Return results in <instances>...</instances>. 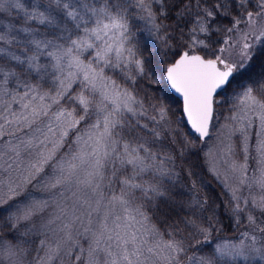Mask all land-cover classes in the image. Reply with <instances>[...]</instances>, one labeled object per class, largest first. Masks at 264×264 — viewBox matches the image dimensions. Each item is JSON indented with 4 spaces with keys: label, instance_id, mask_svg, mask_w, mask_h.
Returning <instances> with one entry per match:
<instances>
[{
    "label": "snow or ice",
    "instance_id": "1",
    "mask_svg": "<svg viewBox=\"0 0 264 264\" xmlns=\"http://www.w3.org/2000/svg\"><path fill=\"white\" fill-rule=\"evenodd\" d=\"M12 10L19 26L10 21L0 30V42L8 45L0 46V96L29 111L31 120L21 117L29 129L49 117L53 105L57 110L46 130L36 128L39 136L9 145L19 161L17 178L11 177V157L0 152V177H8L0 179V264H22L28 249L11 241L34 233L45 236L37 249L44 255L35 264H63L64 256L69 264L73 256L81 261L84 249L74 255L78 241L61 219H67L64 209L44 219L53 207L49 201L66 198L70 190L91 193L83 203H94L98 214L93 224L92 211L86 213L84 231L91 236L83 264H184V257L189 264H264V195L244 198L243 206L238 195L245 185L264 192V0H0V15L12 16ZM170 92L182 98L177 110ZM62 100L74 107L60 106ZM221 101L242 113L237 131L243 161L235 147L227 149L230 171L239 176L230 211L237 226L247 213L248 227L240 235L250 242L213 247L216 209L207 226L194 218L209 210L207 200L193 198L187 211L181 205L183 218L170 215L176 201L166 184L176 154L163 141L172 137L183 158L195 143L181 136V124L204 140ZM149 110L151 125L141 122ZM249 113L258 121L254 129ZM250 159L259 175L249 180L244 174ZM29 185L47 197L33 198ZM48 233L63 235L52 246ZM205 247L207 255H188L190 248Z\"/></svg>",
    "mask_w": 264,
    "mask_h": 264
},
{
    "label": "rangeland",
    "instance_id": "2",
    "mask_svg": "<svg viewBox=\"0 0 264 264\" xmlns=\"http://www.w3.org/2000/svg\"><path fill=\"white\" fill-rule=\"evenodd\" d=\"M27 2V0H26ZM12 16H7L6 14L0 15V19L3 20V24H0V30H4V25L9 23L10 21L17 23L18 20L15 17V10H12ZM141 26L144 28L143 22H140ZM35 26V25H34ZM41 31H43V27L41 26ZM23 34H21L22 38ZM236 39H239V36L237 35L235 37ZM0 46L8 47V45L3 44V42H0ZM16 51H19V49H15ZM43 60V58H42ZM111 74V73H109ZM14 86V82L10 87ZM73 87H77L74 85ZM22 93V89L19 90ZM175 98V97H174ZM27 102V101H25ZM45 103H50V101H45ZM224 105H222L221 109H217L214 113V119L211 123L210 127V134L206 138L204 142L199 141L191 132V134L194 136L195 141L198 144V147L200 148L202 155H203V161L204 166L206 168V171L209 175H211L216 182H218L221 187L228 193L229 198H231L232 195V189L236 188L238 186V175H233L230 171V162L233 159V157L228 153L227 149L229 146H233L237 150V157L241 162L243 161V154L239 153V144L241 140V133L237 131V129L242 127L241 122L239 121V116L242 115L240 112H233L231 109V102H223ZM62 107L69 108L74 107V105H70L66 101H61ZM57 110V106L53 105L52 108L49 111V117H40L35 121V123L32 124L31 129L28 128L27 123L21 119L22 116L27 115L29 116V119L31 120L32 117L30 116L29 111L24 110L21 107V103L17 101H13L11 96H0V125H3V128L0 129V152L7 153V155L4 157V159H8L9 163L13 164V170L11 172V177L13 179L17 178L19 175V172L16 171V165L19 163V161H16L15 154L8 151L9 145H15L18 144L20 140L28 139L32 136H39V132H36V128H41L46 130V125L49 123V120L52 119V113H54ZM154 115V113L151 112V110L148 111L147 115L145 117H142L141 120H145V123H148L151 125L153 122L150 119V117ZM232 115H237L238 119L233 121L229 119ZM250 116H252L254 120L253 129L258 124V121H255V116L252 113H249ZM7 121V123H6ZM42 121V122H41ZM142 122V121H141ZM246 123V121L244 122ZM253 129H249V132H252ZM189 130V129H188ZM43 139V137H40ZM252 143V141H250ZM154 150H157V146L154 147ZM62 152L67 151V149H62ZM251 155L255 156V150L254 147L251 149ZM21 159L24 163H27L28 156L25 152H21ZM13 161H16V163H13ZM2 163V162H0ZM20 167H23V164H20ZM169 168H172V165L168 166ZM256 164L254 160H249V168L247 172L244 174L246 178L249 180L256 175H259L258 172L255 171ZM47 171H51L48 169ZM177 177L176 172L174 171L173 177L174 179ZM7 174H5L3 177H0V179H7ZM28 190L32 192L33 198L35 199H43L47 197V194L40 189L39 187L33 188L31 185L28 186ZM75 190H70L64 193V197H56L49 202L53 204V207L49 208L44 213V219L46 220L48 216L51 215H59L60 209L63 208L67 219L64 217H61V219L64 221V223L70 224V231L73 234V237L76 241H78L77 247L73 248L72 251L74 255L80 254V248L84 249V255L82 256L81 261H75L74 256L71 258L72 264H83V261L86 260V253L87 249L90 243V233H86L84 229L88 227V221L89 217L86 215L88 211H92L93 208H95V204H92V207L89 208V205L87 203H83L89 196H91V193H80L76 192L74 195L73 192ZM242 198L240 200L241 205H244V198H250L251 196H255L257 199L261 195H264V192L261 191V189L257 186H253L251 189H249L246 185L242 186L240 189V192L238 193ZM78 201L80 203H78ZM58 202V206L57 205ZM236 203L235 201H233ZM83 204V207L80 206V204ZM103 213L101 212L100 215ZM97 212L92 211L91 220L93 224H95L97 219ZM75 217H80L81 219H75ZM264 219V218H262ZM41 219L38 218L36 223L39 225L41 223ZM57 223H60L57 221ZM139 227V225H137ZM23 229H21L22 231ZM77 233H80V235H77ZM49 237V242L52 246H55L57 241L62 237L63 233H59L57 235H53L52 233L47 234ZM45 236L41 233H34L30 234L28 236L19 237V239H14L11 242L13 244H18L20 241H23L22 247L28 249L27 254L23 255L20 259L22 260V264H35V260L37 256H43V251H37V249L40 247V240L44 239ZM6 239H11L10 237H7ZM159 239V237H157ZM164 239V238H163ZM166 240V239H164ZM241 240H243L245 243H249L250 241L248 238L243 237ZM239 241H219L217 243H231V244H239L241 242ZM216 244V243H215ZM214 244V245H215ZM214 247V246H213ZM67 251V249H65ZM156 251H160V249H157ZM163 255H167L166 252L163 253ZM190 255V254H189ZM197 255V254H196ZM69 257L64 256L63 257V264H69ZM184 264H189L187 257L183 258ZM4 264H10V262L7 259H4ZM57 264H61V261H57ZM163 264V262H161ZM237 264H244L243 261H238Z\"/></svg>",
    "mask_w": 264,
    "mask_h": 264
},
{
    "label": "trees",
    "instance_id": "3",
    "mask_svg": "<svg viewBox=\"0 0 264 264\" xmlns=\"http://www.w3.org/2000/svg\"><path fill=\"white\" fill-rule=\"evenodd\" d=\"M240 27L242 28L243 25ZM223 38L224 37H221V39ZM127 86H131L130 81L128 82ZM170 97V103L172 104L173 109L177 110L180 107V102L171 94ZM223 102L224 101H221V103L216 106V110L222 108V105H224ZM145 107H147V105H145ZM177 115H179L178 112ZM141 121L142 123H145V120L142 119ZM173 127H176V125L173 124ZM179 132L181 136H186L187 138L193 140L195 143V148H190L187 150L183 158H181L179 156V144L173 146L171 144L172 137L169 136L163 141V143L167 144L169 148L174 147L176 154L174 171L176 172L177 177L166 184V186L169 187L174 193L173 198L176 201L175 210L174 212L170 213V215L173 219H175L177 216L183 218L185 216V211H187V205L193 200V198H196L201 202L207 200V207L209 210L205 211L202 216L198 214L194 218L197 219L198 223L207 226L209 223L208 217L213 214L211 209H216L215 219L211 222L214 229L211 232L213 246L219 241L241 240L244 236L240 234L248 227L246 221L247 213L241 215L240 224L237 226V218L232 215L230 211L231 207H233L235 203L231 200V198H229L228 193L221 187V185L207 173L204 166L202 152L198 147L194 136L190 133L185 123L181 124ZM156 146L157 149L160 150L159 144ZM167 150L168 149H165V151ZM181 205H183L185 211H181ZM158 218L162 220L165 217L159 216ZM154 222H156L155 219ZM157 226L160 227L161 230H164L167 227L165 224H158ZM198 238L202 239V237ZM164 239L167 240L168 237L165 236ZM192 243L194 244L195 241H192ZM194 252L197 255H207L210 253V249L205 247L203 252H196L194 248H190L188 255H192Z\"/></svg>",
    "mask_w": 264,
    "mask_h": 264
},
{
    "label": "water",
    "instance_id": "4",
    "mask_svg": "<svg viewBox=\"0 0 264 264\" xmlns=\"http://www.w3.org/2000/svg\"><path fill=\"white\" fill-rule=\"evenodd\" d=\"M170 94L173 96V97H175L179 102H180V105L182 104V98L178 95V94H176V93H174V92H170ZM212 123V122H211ZM185 124H186V122H185ZM186 126H187V128L189 129V131L196 137V134L194 133V132H192V130L190 129V127L186 124ZM210 127H211V124H210ZM206 138L207 137H205L204 138V140H199V141H201V142H204L205 140H206Z\"/></svg>",
    "mask_w": 264,
    "mask_h": 264
}]
</instances>
